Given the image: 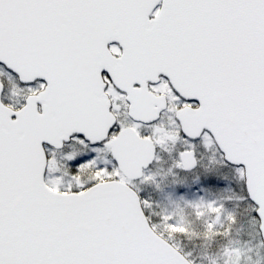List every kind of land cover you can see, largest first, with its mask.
Wrapping results in <instances>:
<instances>
[{"label": "snow or ice", "instance_id": "obj_1", "mask_svg": "<svg viewBox=\"0 0 264 264\" xmlns=\"http://www.w3.org/2000/svg\"><path fill=\"white\" fill-rule=\"evenodd\" d=\"M176 147L264 231V0H0V264H195L140 189Z\"/></svg>", "mask_w": 264, "mask_h": 264}, {"label": "rangeland", "instance_id": "obj_2", "mask_svg": "<svg viewBox=\"0 0 264 264\" xmlns=\"http://www.w3.org/2000/svg\"><path fill=\"white\" fill-rule=\"evenodd\" d=\"M172 162L169 158H163L159 164L154 165L153 171L158 175L159 187L156 184H143L146 197L151 194L155 196L157 205L152 209L154 213L172 215L189 228L187 234L182 231H167V237L175 241L187 253H191V257L200 264H264V246L261 245L263 242L259 222L252 217L251 207L241 202V193L212 188H206L203 191V193L218 195L212 202L224 201L227 210L230 205L234 208L233 213L227 216L228 221H232V234L216 239H209L198 233L201 224L200 216L193 212L184 197L175 195V189L178 190L181 187L190 189L202 178L212 174H222L223 161L215 154L203 153L200 167L191 173L173 170ZM167 188L174 190L170 189L167 193L165 192ZM228 198H231L230 202ZM198 202H202L200 197ZM219 210L205 203L201 216L206 218L213 214V222L220 225L224 216L217 218L214 214Z\"/></svg>", "mask_w": 264, "mask_h": 264}, {"label": "trees", "instance_id": "obj_3", "mask_svg": "<svg viewBox=\"0 0 264 264\" xmlns=\"http://www.w3.org/2000/svg\"><path fill=\"white\" fill-rule=\"evenodd\" d=\"M172 189V188H167V190L165 192L168 193V191ZM174 190V189H172ZM175 195L178 197H184L185 200H187V204L193 209V212L198 215L197 213L199 212V216H200V228L198 231V233L203 236V237H208L209 239H216L217 237H225V236H229L232 234V221H228L229 219L227 218V216L231 213H233L234 208L232 207V205L229 206L227 212H226V216L223 217V220L221 222V224H215L213 222L212 216H208V217H202V209L204 207L205 203L208 202H212L214 199H216L218 197V195L216 194H207V193H194L192 191H187L183 194V196H181V194L178 192V190H174ZM203 196V200L202 202H198L199 201V197ZM201 200V199H200ZM176 222L180 225V228L178 230L175 231H182L184 232V230L186 229L187 231H189V228L187 227V225L181 223L178 219H175ZM235 221V220H234ZM209 224H214L216 226L215 232L211 229L208 228ZM158 227H162V226H158ZM168 228H171V225L167 226ZM174 231V232H175ZM220 233V234H217ZM259 233V232H258ZM226 237V238H227ZM167 240L169 242H171L176 248H178L180 251L187 253L186 250H184L183 248H181L175 241L171 240L170 238L167 237ZM263 245V244H261ZM191 260H193L195 262V264H200L198 261L194 260L191 257Z\"/></svg>", "mask_w": 264, "mask_h": 264}, {"label": "flooded vegetation", "instance_id": "obj_4", "mask_svg": "<svg viewBox=\"0 0 264 264\" xmlns=\"http://www.w3.org/2000/svg\"><path fill=\"white\" fill-rule=\"evenodd\" d=\"M175 151H178V147L170 149L169 152H163V153H161V157H162V159H163V158H169L170 161L172 162V160H173V159H172V156L175 154ZM162 159H161V160H162ZM171 159H172V160H171ZM172 163H173V162H172ZM192 172H193V171H192ZM183 173H191V172H183ZM143 188H144V185H143V184L140 185L141 194L144 195V196H147V195L145 194L146 191H145ZM148 198L151 199V200H153V201L155 202V203H154V206L157 205V204H156L155 196L153 197L152 194H151V196L148 195Z\"/></svg>", "mask_w": 264, "mask_h": 264}, {"label": "water", "instance_id": "obj_5", "mask_svg": "<svg viewBox=\"0 0 264 264\" xmlns=\"http://www.w3.org/2000/svg\"><path fill=\"white\" fill-rule=\"evenodd\" d=\"M260 198H264V190H261L260 192ZM259 231L261 234V238H262V242H263V246H264V231H261V226L259 224ZM175 247V246H174ZM176 248V247H175Z\"/></svg>", "mask_w": 264, "mask_h": 264}]
</instances>
